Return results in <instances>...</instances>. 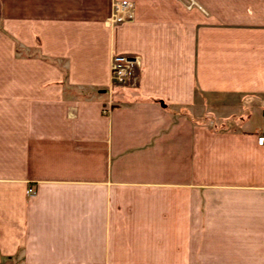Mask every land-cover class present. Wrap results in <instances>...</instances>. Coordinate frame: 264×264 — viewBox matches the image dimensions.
Wrapping results in <instances>:
<instances>
[{"label":"crops","instance_id":"obj_1","mask_svg":"<svg viewBox=\"0 0 264 264\" xmlns=\"http://www.w3.org/2000/svg\"><path fill=\"white\" fill-rule=\"evenodd\" d=\"M260 136L264 0H0V264H264Z\"/></svg>","mask_w":264,"mask_h":264},{"label":"built area","instance_id":"obj_2","mask_svg":"<svg viewBox=\"0 0 264 264\" xmlns=\"http://www.w3.org/2000/svg\"><path fill=\"white\" fill-rule=\"evenodd\" d=\"M133 7V3L129 1L114 2L112 14L110 18L106 20L105 25L109 28H115L125 23L131 19ZM140 64L141 58L138 55L115 54L110 64L112 86L131 83L134 78L135 70L140 67ZM258 144H264V136L258 138ZM32 193L33 190L30 189L29 194Z\"/></svg>","mask_w":264,"mask_h":264},{"label":"rangeland","instance_id":"obj_3","mask_svg":"<svg viewBox=\"0 0 264 264\" xmlns=\"http://www.w3.org/2000/svg\"><path fill=\"white\" fill-rule=\"evenodd\" d=\"M136 86V83H126V84H123V85H113L112 88L110 89V91H112L114 88L116 87H130V88H134ZM209 118H204V121H208Z\"/></svg>","mask_w":264,"mask_h":264}]
</instances>
